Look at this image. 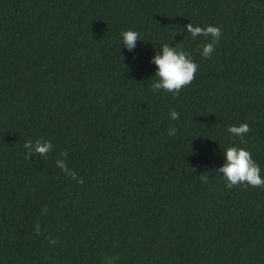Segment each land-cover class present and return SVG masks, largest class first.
I'll use <instances>...</instances> for the list:
<instances>
[{
    "label": "trees",
    "instance_id": "trees-1",
    "mask_svg": "<svg viewBox=\"0 0 264 264\" xmlns=\"http://www.w3.org/2000/svg\"><path fill=\"white\" fill-rule=\"evenodd\" d=\"M188 23L221 28L211 58ZM164 43L199 65L179 95L150 90ZM231 144L264 178V0H0V264H264V188L216 171Z\"/></svg>",
    "mask_w": 264,
    "mask_h": 264
},
{
    "label": "clouds",
    "instance_id": "clouds-1",
    "mask_svg": "<svg viewBox=\"0 0 264 264\" xmlns=\"http://www.w3.org/2000/svg\"><path fill=\"white\" fill-rule=\"evenodd\" d=\"M188 33L193 38L203 37L204 42L198 44L197 47L201 49L200 55L205 58H211L215 51L216 45L219 43L222 30L218 26L211 24L206 26H194L192 23L185 25ZM122 44L129 50H133L136 47L137 41L140 40V33L133 29L124 30L121 32ZM152 63L156 65L155 77L150 86V90L154 93L163 90L165 92L172 93L173 95H179L180 91L189 86L195 79L196 73L199 69V65L193 60L190 53L184 51L181 47L170 45V43H164L161 48L156 51V54L152 57ZM170 118L175 121L179 119V113L172 109L170 110ZM177 129L175 126L170 127L168 135L172 136L176 134ZM227 131L235 136L240 137L241 142L246 144L247 141L243 138L247 133L251 131L248 123H240L238 126L231 125ZM25 152V159L39 155L46 157L52 150V143L44 138H38L35 141L27 140L23 145ZM225 162L216 171L222 173L225 178L228 188L234 186L244 185L251 186L253 188H264V178L261 176V168L259 164L253 159L252 154L247 148L240 147L235 144H231L223 151ZM63 160L57 159V166L68 176L70 179L76 180L79 184H83L82 178L78 177L75 170L70 169L67 166V152L62 151L60 153ZM195 171V169H192ZM201 182L207 183L209 177L207 172L201 173L199 176ZM47 206L45 205L41 209V214H47ZM34 231L36 235H41L40 223L37 222L34 225ZM47 238V237H46ZM49 242L56 243L55 239L49 238Z\"/></svg>",
    "mask_w": 264,
    "mask_h": 264
}]
</instances>
